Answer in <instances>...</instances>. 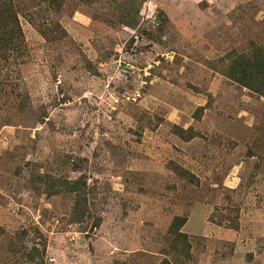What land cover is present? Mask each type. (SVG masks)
<instances>
[{
    "label": "rangeland",
    "instance_id": "1",
    "mask_svg": "<svg viewBox=\"0 0 264 264\" xmlns=\"http://www.w3.org/2000/svg\"><path fill=\"white\" fill-rule=\"evenodd\" d=\"M138 4L135 28L65 6L46 19L61 40L20 15L26 54L0 66V90L25 103L0 100V264H159L175 216L188 219L184 264H264V98L206 64L264 27V0ZM38 175L87 182L80 222L74 196L39 193Z\"/></svg>",
    "mask_w": 264,
    "mask_h": 264
},
{
    "label": "trees",
    "instance_id": "2",
    "mask_svg": "<svg viewBox=\"0 0 264 264\" xmlns=\"http://www.w3.org/2000/svg\"><path fill=\"white\" fill-rule=\"evenodd\" d=\"M74 4H76V7L81 5L95 7L97 10L101 9L104 14L106 12V14L112 13L115 17L125 19L124 24L133 25L132 28L136 26L141 9L138 0H32L31 5H24L23 7L13 0H0V66L4 63L14 64L13 61H16L17 64L18 60L26 54L27 42L21 26L20 15L23 14L28 17L31 13L38 16L45 23L42 25L43 29H40L43 36L46 38L51 37L53 40H61L65 38L66 34L61 24L52 20V26H48L46 19L48 17L50 19L53 12L59 14L65 6L73 7ZM246 34L244 43L241 42L226 55L208 61L206 64L210 69L229 81L264 98V27L255 30L249 24ZM1 94L0 100L6 98L9 102L12 97H15L13 104L16 109L22 110L24 108L25 103H19L15 92L0 90ZM27 99L28 95L26 93L22 101ZM204 110V107L198 109L197 120L201 118ZM172 130L176 136L186 141H190L196 136V131L192 127L185 130L174 125ZM172 170L181 178H188L191 181L195 178L190 171L180 166L173 165ZM35 178L33 188L39 193H45L48 198L62 194L73 195V218L77 223L83 219L82 216L85 215L90 203L87 182L83 178L74 181L41 175L35 176ZM44 178L48 180L43 182ZM187 222L188 219L185 216H175L173 218L167 231L168 243L173 256L171 259L164 258L159 264H184L183 259L191 258L192 244L188 235L182 231ZM223 223L221 221L219 224L223 226ZM226 226L230 229H238V220L234 219ZM41 252L42 250L35 245L30 249L28 256H30L31 261L35 262L36 257H43L44 259L45 253L41 254ZM248 257L252 259V255H248ZM116 264L121 263L117 262Z\"/></svg>",
    "mask_w": 264,
    "mask_h": 264
}]
</instances>
